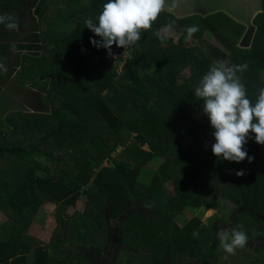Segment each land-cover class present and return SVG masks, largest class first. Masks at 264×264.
Wrapping results in <instances>:
<instances>
[{
    "label": "trees",
    "instance_id": "1",
    "mask_svg": "<svg viewBox=\"0 0 264 264\" xmlns=\"http://www.w3.org/2000/svg\"><path fill=\"white\" fill-rule=\"evenodd\" d=\"M106 2L46 0L52 16L39 15L44 26L20 57L23 84L42 88L50 111L10 115L8 130L0 122V264H231L210 244L214 228L222 222L244 231L246 246L264 240V161L254 133L244 145L252 162L219 159L205 146L215 139L194 89L212 61L223 60L247 66L237 75L255 101L264 87V0L247 47L238 46L246 26L222 11L176 17L163 10L134 45L111 46L114 64L107 49L94 46L90 54L82 46L100 39L85 20L95 22ZM191 25L199 27L192 46L156 35L162 26L187 34ZM206 32L221 47L204 40ZM61 38L68 41L47 53V43ZM186 137L192 141L183 147ZM241 169L245 175L237 176ZM219 201L233 206L232 217L216 211L205 224L195 217L177 222L201 206L219 210ZM77 202L81 211L68 213ZM45 203L55 206L57 227L43 243L25 230ZM248 258L264 264V247L243 262Z\"/></svg>",
    "mask_w": 264,
    "mask_h": 264
},
{
    "label": "clouds",
    "instance_id": "2",
    "mask_svg": "<svg viewBox=\"0 0 264 264\" xmlns=\"http://www.w3.org/2000/svg\"><path fill=\"white\" fill-rule=\"evenodd\" d=\"M166 0H107L102 11L85 20V27L100 39L90 37L97 48L103 47L112 55L111 46L134 45L141 39L142 31H148L161 11L165 10ZM169 12L172 8L167 9ZM0 25L9 30L18 29V22L10 14H0ZM199 31L197 25L188 26L186 39ZM156 35H159L157 33ZM246 65H228L223 60H213L207 72L194 89V95L201 101L202 114L208 117L213 129L211 135L212 153L219 159L237 163L247 159L252 162L244 145L254 133L255 142L264 145V87L258 89L255 101L249 98L245 85L238 72ZM0 70L7 68L0 63ZM207 147V145H206ZM237 176L245 175V170H237ZM243 229V225L239 226ZM219 246L227 254L234 255L238 248L248 242L247 234L236 228H221L217 232Z\"/></svg>",
    "mask_w": 264,
    "mask_h": 264
},
{
    "label": "rangeland",
    "instance_id": "3",
    "mask_svg": "<svg viewBox=\"0 0 264 264\" xmlns=\"http://www.w3.org/2000/svg\"><path fill=\"white\" fill-rule=\"evenodd\" d=\"M219 1H221V2H219V4L211 2V3H209V4L207 3L205 5L204 2H202L201 0H166L165 10H167L168 8H172L171 13H173L176 17H181V15L188 14V13H191V14L197 13V14L207 15L209 12L216 10V8L219 6L222 9L228 10V9L222 7V4H224L225 2L223 0H219ZM249 2L242 4L241 8H240V4H239V8L237 10H235L237 5L235 6V3L230 2V4L233 3V7L230 8V10H228V15H230V17H232L233 19H235L236 21H238L240 23H243L246 26V30L242 34L240 41L238 43V46H240V47L249 46L251 36L253 34V31H254V28L251 25L250 21H251L252 17L257 12H260V10H261L262 2L260 4V0H253V1L251 0ZM158 32H159V34L167 36V37H171L174 40H177L179 37H182L184 40V44L186 46H192V45L198 44V40L193 36L191 39H186L187 34L179 26H173L171 28L162 26ZM202 38L204 40H206L211 45H214L216 47H221L220 43L214 38V36L208 32L203 34ZM29 39L30 38H26L25 41H28ZM67 41H68L67 38H61L57 43H55L53 41L48 42L47 47L49 48V50H47V53L53 52V50L56 49V47L58 45L64 44ZM82 46L87 53H90V54L93 53L94 45L90 42V38L88 40H86ZM123 51H125V48ZM128 55L129 54L127 52H124V57H128ZM106 59L113 64L116 63V59H115L114 55L108 54L106 56ZM121 65L122 64L119 65V68L121 67ZM119 68H118V71H119ZM17 76H20L19 72H18ZM36 95L37 94L30 97V101H31L30 107L33 110V111L31 110L32 111L31 113L29 112V114H31V115H34V114L39 113V112L47 111V109H48V108H46L47 105H41L40 103H38L39 100H38V96H36ZM68 98L71 100V103L73 105H75L79 102V98L74 96V95L69 94ZM108 101L115 108H117L119 110L121 109L120 104L114 98H110ZM191 141H192L191 138L186 137L180 142V144L183 147H186L189 143H191ZM212 143H214L212 140H207V142L205 143V146L207 145V147H210ZM81 144L84 145L86 143L84 142ZM144 149H146V147H144ZM122 150H123V147L119 146L116 149V151L114 152V154H119L122 152ZM91 152H94V149H91ZM259 153H260L261 159L264 161V145L259 144ZM58 154H61V152L58 151ZM67 161H69V162H67L68 166L75 163L73 160H70V159L69 160L67 159ZM33 163L34 164H38V163L45 164L46 162L44 161V159H40V160L35 159L33 161ZM109 164L110 163L107 160H104L103 163L101 164V166L102 165L103 166H109ZM140 179L142 181L146 180L145 177H140ZM165 188H166V186H165ZM14 199H19V198H13V200ZM81 206H82L81 202H77L74 207H69L67 209V212L72 213V211H74V210L81 211V209H82ZM217 206H218V208H220L219 210H211V209H207L203 206L195 208L191 212H185L184 214L179 216L178 217L179 219H177V222L180 225H183V222L188 221L191 217H195V218L200 220L201 224H205L207 221V217L212 216V215H216L218 217L219 216L217 214L218 212L228 214L229 218L232 217L233 206L228 204V202L219 201ZM54 209H55V206L51 203L43 204L37 210L35 215L33 216L32 221L30 222L29 226L25 230V234L43 242V243L47 242L49 240V238L53 234H55L56 227H57L56 226L57 224L55 222ZM216 211H218V212H216ZM1 219H2V217L0 215V220ZM221 228L227 229V224L226 223L223 224L222 222H219L215 226V228H214L215 229L214 241L212 240L210 242V244L213 243L212 246H219L217 232ZM260 247H264V240L251 241L250 244L247 245L245 248V250L247 252L245 251L243 255H241V253L239 251L236 253V255L227 254L223 251V249L220 246H219V251H220L221 256L225 255L226 257H228L225 260H228L231 264H249V261L251 260V258H248V260L246 262H243L244 256L247 253L249 255H251V252L255 248H260Z\"/></svg>",
    "mask_w": 264,
    "mask_h": 264
},
{
    "label": "crops",
    "instance_id": "4",
    "mask_svg": "<svg viewBox=\"0 0 264 264\" xmlns=\"http://www.w3.org/2000/svg\"><path fill=\"white\" fill-rule=\"evenodd\" d=\"M45 1L46 0H44L43 4H41L40 0H0V14H10L14 16L19 25L18 29L15 30H9L4 25H0V63L4 64V66L7 68L6 72L0 70V122H2L3 124V126L1 125L3 127V130H8L4 119L6 117H9L10 115L21 114L36 117L50 111V108L47 105V111L39 112L34 115L29 114V112L31 113L33 111L30 107V97L37 94L36 96H38L39 100L38 103H40L41 105H46L44 100L40 99V97H43L45 95V92L42 88L40 89L39 87L27 89L23 84L24 81L21 77V74L20 76H17L19 72L18 62L21 55L30 53L33 47L32 45L36 43L35 35L40 32L41 28L44 26V21L41 22L39 20V15L43 14L45 17L48 15L52 16L51 9H47L45 6L42 7ZM201 1L204 2L205 5L211 2L218 4L219 2H221L219 0ZM223 1L225 2L224 4H222L223 8L230 10V8L233 7V3H235V6L237 5L235 10H237L239 8V4L241 8L242 4L247 3L251 0ZM230 2L233 3L230 4ZM261 2L262 0H260V4ZM228 10L222 9L219 6L216 8V10L209 12L208 14L222 11L228 15ZM189 14L191 13L181 16H186ZM26 38L30 39L28 41H25ZM20 47L22 49H19ZM21 84L23 85V87L21 86Z\"/></svg>",
    "mask_w": 264,
    "mask_h": 264
}]
</instances>
